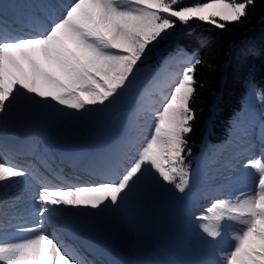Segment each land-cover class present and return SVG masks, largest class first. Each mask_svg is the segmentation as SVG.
Returning a JSON list of instances; mask_svg holds the SVG:
<instances>
[{
  "label": "snow or ice",
  "instance_id": "snow-or-ice-1",
  "mask_svg": "<svg viewBox=\"0 0 264 264\" xmlns=\"http://www.w3.org/2000/svg\"><path fill=\"white\" fill-rule=\"evenodd\" d=\"M254 3L73 0L47 26L34 18L23 35L17 34V25L9 23L0 7V114L21 98L82 114L103 111L125 95L136 79L138 65L151 51L150 45L166 39L177 22L188 25L195 20L225 29L229 23L241 22ZM177 56L187 66L178 81L162 82L158 108L139 105L138 110L153 121L151 133L132 162L117 173V179L52 185L31 173L40 185L34 199L40 219L33 225L0 221V264H88L63 245L58 229L48 230L52 218L66 217L67 227L73 215L69 209L78 210L76 215L85 214L84 209L92 210L93 215L118 210L149 181L171 185L180 194L187 192L192 181L188 161L192 149L187 137L196 119L190 103L195 94V68L202 61L179 50ZM163 87L171 91L165 94ZM245 167L253 170L248 175L257 177L254 191L216 199L204 214L195 217L201 221L199 229L212 240L222 235L224 221L240 226L222 264H264V155L249 160ZM29 175L0 155V189L13 187Z\"/></svg>",
  "mask_w": 264,
  "mask_h": 264
},
{
  "label": "rangeland",
  "instance_id": "rangeland-1",
  "mask_svg": "<svg viewBox=\"0 0 264 264\" xmlns=\"http://www.w3.org/2000/svg\"><path fill=\"white\" fill-rule=\"evenodd\" d=\"M196 2L197 0H183L184 5H188L189 3L191 5ZM179 6L181 5H177V7ZM186 27H189V24H179L177 27L178 29L168 30L169 35L166 39H158V42H154L153 45H150L151 51L156 45L162 41L170 40V38L183 31ZM149 53L150 52L147 53L143 62L138 65L139 72L136 76H150L152 68H150L146 60ZM178 60L181 61L164 66L159 74V79L153 81L149 88L141 92L138 96L136 95L138 92L136 89L135 92L127 91L122 98L107 109L103 111L97 110L98 114L101 115L96 116L98 119L96 125L108 127L115 133V136L112 140L105 142L108 145L96 146L95 148L116 146L117 143L119 144L123 141L133 139L135 131L139 128V123L142 124L141 129L143 134L141 138L137 140L136 150L142 146L144 138L151 133L153 121L144 111L139 114V105L143 100L146 103V101H150L151 98L156 99L157 94L154 92L155 87L160 86L165 79L168 80L169 83L173 80L178 81L180 74L187 66L183 62V57L174 59V61ZM170 69H173L175 73H169ZM154 77L155 75L153 78ZM170 91L171 88L166 87V92L168 93ZM134 94V108L132 107L130 112L125 113L120 108V104L121 102L127 104L128 101L133 99ZM57 106L62 109L61 106ZM159 106L160 104L157 105L156 108ZM76 113L79 114L78 126L67 132L65 131L64 135L58 136L56 140L77 142L79 145L85 144V135L89 128H91L92 121L88 119V113ZM262 114H264L263 99L257 91L251 89L250 94L246 98L243 110L230 132L229 139L234 138V141L229 145L228 139L226 143L212 152L211 157L203 161L200 175H197V169L195 170L196 176L192 177L191 183L203 188L192 196L188 194L185 199V194H177L176 190L175 192H168L172 202L160 208L157 214L154 213L153 207L155 203H153L151 199L156 195L152 196V194L158 192V189L160 192L161 187L164 188L168 185L156 182H153L156 186H153V184L149 182L142 185L138 189L137 194L126 203L128 204V209L126 210L127 214L130 215L133 213V210L137 209L139 215L137 216L138 223L136 224L138 233L135 234V236L131 235L133 240L130 236L131 241L135 244L130 243L124 246L134 250H141L143 253L147 251L156 252L164 258V261L171 263L222 264L223 254H226L232 249L234 243L232 235L240 226L231 221H224L222 224V235L216 240H212L199 229L198 226L201 221L197 220L195 217L204 214L206 209L210 207L216 199L226 198L242 191L246 193L254 191L257 177L248 175L253 170L246 168L245 164L251 159L264 155V123L262 121ZM31 119L36 120L38 118ZM23 123L26 124V122ZM136 150L133 157L128 161L127 166L134 159ZM179 198L181 199L179 200ZM161 215H163L162 217L167 216V218H162L163 224L159 222ZM149 219L157 220L154 221L152 228L146 226L147 220ZM149 229L152 230L149 232ZM153 243L157 245L147 250V247L151 246ZM111 251L114 254L117 252L118 254H122L118 250L114 251L112 249Z\"/></svg>",
  "mask_w": 264,
  "mask_h": 264
},
{
  "label": "trees",
  "instance_id": "trees-1",
  "mask_svg": "<svg viewBox=\"0 0 264 264\" xmlns=\"http://www.w3.org/2000/svg\"><path fill=\"white\" fill-rule=\"evenodd\" d=\"M178 50L202 61L195 68V94L190 103L196 115L193 131L187 137L192 149L188 157L191 165L196 157L207 156L208 149L226 139L230 120L242 110L252 88L264 97V0H255L241 22L229 23L225 29L191 21L189 27L156 45L146 60L153 67ZM147 81L146 77L136 76L130 88L134 90ZM155 200L157 212L172 202L167 192L158 194ZM148 225L153 222L149 220Z\"/></svg>",
  "mask_w": 264,
  "mask_h": 264
},
{
  "label": "bare ground",
  "instance_id": "bare-ground-1",
  "mask_svg": "<svg viewBox=\"0 0 264 264\" xmlns=\"http://www.w3.org/2000/svg\"><path fill=\"white\" fill-rule=\"evenodd\" d=\"M72 3L73 0H0V5L8 4V10H15V17L20 13L22 15L21 19L24 20L23 22L32 23L33 19L36 18L41 20L44 26L50 24L53 19L60 18L66 8ZM34 13H38L40 17L37 18V14ZM169 73L174 74L175 71L170 69ZM162 91L166 94V87H163ZM154 92L157 94L156 99L151 98L146 103L144 100L142 101V104H145V108H156L160 104L161 85L155 87ZM141 112L143 113V111L139 110V114ZM36 117L38 119H31ZM78 123L79 114L73 110L60 109L57 105L55 107L46 106L43 102L36 103L21 98L6 113L0 114V133L5 131L11 139V136L23 137L24 139L29 137L28 139L32 142L34 148L46 159L54 152V154L56 153V158L59 160L78 159L85 161L87 165L106 166L113 172L114 180L117 179V173L122 172L127 166L128 161L133 157L137 140L143 134L141 129L142 124L139 123V128L135 131L133 139L120 141L121 143H117L116 146H108L106 148L93 147L88 149L84 144L79 145L77 142L56 140L58 136L64 135L65 131L67 132L70 129L76 128ZM233 141L234 138H230L228 141L229 145ZM20 185L16 184L10 188L5 187L0 189V196L9 198L15 195L21 199L22 195L18 193ZM34 204L31 203L29 208H33ZM127 205H123L118 210H106L94 215L90 214L92 211L90 209L82 210L85 213L82 215H76L75 213L78 211L76 209H69L68 211L73 213V215L70 217L72 221L71 226L67 227L74 229L77 234L81 233L82 235H79L80 239L90 244H95L101 236H106L111 250H118L126 255L123 257L121 254H114L116 258H120L123 264H167V261H164V258L156 252L147 251L143 253L141 250H134L124 246L134 243L131 241L130 236H135L138 233L136 224L138 223L137 216L139 215V211L135 209L129 215L126 213L128 209ZM59 218L62 222L66 220L64 216Z\"/></svg>",
  "mask_w": 264,
  "mask_h": 264
},
{
  "label": "water",
  "instance_id": "water-1",
  "mask_svg": "<svg viewBox=\"0 0 264 264\" xmlns=\"http://www.w3.org/2000/svg\"><path fill=\"white\" fill-rule=\"evenodd\" d=\"M110 136L111 135L108 133L107 129L94 130L88 137V145L92 146L100 141L106 140Z\"/></svg>",
  "mask_w": 264,
  "mask_h": 264
}]
</instances>
